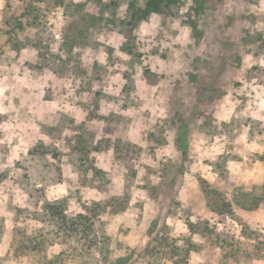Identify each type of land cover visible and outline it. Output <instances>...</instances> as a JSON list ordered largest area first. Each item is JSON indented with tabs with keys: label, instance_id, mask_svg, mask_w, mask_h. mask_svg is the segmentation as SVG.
Here are the masks:
<instances>
[{
	"label": "rangeland",
	"instance_id": "rangeland-1",
	"mask_svg": "<svg viewBox=\"0 0 264 264\" xmlns=\"http://www.w3.org/2000/svg\"><path fill=\"white\" fill-rule=\"evenodd\" d=\"M143 2L0 0V264H264V0Z\"/></svg>",
	"mask_w": 264,
	"mask_h": 264
},
{
	"label": "trees",
	"instance_id": "trees-1",
	"mask_svg": "<svg viewBox=\"0 0 264 264\" xmlns=\"http://www.w3.org/2000/svg\"><path fill=\"white\" fill-rule=\"evenodd\" d=\"M178 0H144L143 5L135 12V18L143 19L153 13H164L168 8L173 6ZM134 8L135 6H133ZM211 191V190H210ZM207 190V193H210ZM215 191V190H214ZM71 225V223H70Z\"/></svg>",
	"mask_w": 264,
	"mask_h": 264
}]
</instances>
